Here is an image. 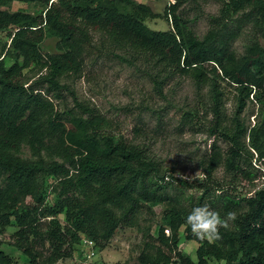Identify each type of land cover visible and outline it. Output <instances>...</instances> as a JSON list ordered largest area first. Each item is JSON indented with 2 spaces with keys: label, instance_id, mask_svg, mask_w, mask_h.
I'll use <instances>...</instances> for the list:
<instances>
[{
  "label": "trees",
  "instance_id": "1",
  "mask_svg": "<svg viewBox=\"0 0 264 264\" xmlns=\"http://www.w3.org/2000/svg\"><path fill=\"white\" fill-rule=\"evenodd\" d=\"M15 1L27 0H0V31L9 39L0 46V231L14 228L12 245L27 263L56 264L83 238L107 242L136 225L144 208L166 205L156 231L143 233L135 264H264V0H217L215 14L197 10L198 0H168L167 30L150 28L146 19L160 15L134 0H40L38 14L1 8ZM202 16L207 28L199 36ZM47 33L61 52H42ZM106 61L133 68L166 102L167 89L189 79L196 103L126 104L109 117L74 89ZM32 68L40 74L29 83L24 70ZM224 84L236 90L230 115ZM248 103L257 108L252 125L243 119ZM169 108L179 131L199 126L213 137L197 157L199 176H174L153 153ZM23 146L34 159L20 156ZM49 177L57 180L52 200ZM204 205L222 219L235 213L211 240L187 223ZM181 227L198 243L196 261L179 249ZM0 264H13L2 250Z\"/></svg>",
  "mask_w": 264,
  "mask_h": 264
},
{
  "label": "rangeland",
  "instance_id": "2",
  "mask_svg": "<svg viewBox=\"0 0 264 264\" xmlns=\"http://www.w3.org/2000/svg\"><path fill=\"white\" fill-rule=\"evenodd\" d=\"M137 3L148 5L152 12L157 13L160 17L146 19L145 23L152 29L167 30L171 27L170 18L163 16L165 6L168 0H134ZM10 11L24 10L32 14H38L44 10L43 2L40 0L15 1L9 6L1 7ZM197 10L206 14H215L219 8L217 0H198ZM192 12V14H194ZM207 28L205 18L202 16L195 25L196 33L201 36ZM8 30L0 31V46L4 42L8 44ZM58 39L55 36L46 34L44 41L41 44L43 53L56 54L62 51L58 46ZM245 39L243 37L236 40L234 47L238 53L243 50ZM3 54H0L2 58ZM5 63L9 65L12 60L8 57L4 58ZM25 77L28 82L37 79L40 74L36 68L25 69ZM74 89L81 100H85L99 108L109 117L115 115V106L129 104L148 105L156 108L165 106L172 108L176 107H192L196 103L193 87L189 79L180 81V84H173L167 89L168 102L160 100L153 93L151 83L133 68H129L116 61L99 62L95 68L86 76L77 80L74 84ZM225 92V108L227 114L230 115L236 106V90L234 86L224 84ZM59 109H63L64 105L55 101ZM67 106L72 105L70 99L67 100ZM169 108V109H170ZM256 106L248 103L243 112V119L246 124L252 125L255 122ZM169 117L165 118V128L154 139L152 145L153 153L167 167L169 172L174 176H182L192 178L199 176L200 171L197 168V157L202 154L211 144L213 137L199 126L185 128L179 131L176 128L177 120L174 116L173 109L169 110ZM148 122V128L155 126V119L150 117L148 112L144 114ZM123 118V117H122ZM130 121H124L120 125L121 130L127 133L130 127ZM223 146V144H222ZM20 156L26 159H34L29 149L26 146L21 148ZM56 178L49 177L46 180L47 194L51 200L54 195L51 193V188L56 182ZM264 185L262 178L258 182V186ZM246 191V190H244ZM166 205L153 206L150 209H145L138 214L137 223L130 227H120L114 236L107 242L95 243L90 247L83 238L79 245L73 250L70 258L59 260L56 264H135L136 258L142 245V236L147 229L156 231L160 223L163 210ZM14 228L9 227L6 230L0 231V250L8 254L13 259V264H28V260L22 253L15 248L13 244L12 232ZM184 228L179 229V249L196 261L195 250L198 243L194 240H187L184 236ZM166 232V231H165ZM210 263L224 264L223 260L216 262L211 260Z\"/></svg>",
  "mask_w": 264,
  "mask_h": 264
},
{
  "label": "clouds",
  "instance_id": "3",
  "mask_svg": "<svg viewBox=\"0 0 264 264\" xmlns=\"http://www.w3.org/2000/svg\"><path fill=\"white\" fill-rule=\"evenodd\" d=\"M235 219V213L226 214V219H222L216 211L209 209L207 205L195 208L187 217V223L191 225L195 235L209 240L217 238L219 227H228V221Z\"/></svg>",
  "mask_w": 264,
  "mask_h": 264
},
{
  "label": "built area",
  "instance_id": "4",
  "mask_svg": "<svg viewBox=\"0 0 264 264\" xmlns=\"http://www.w3.org/2000/svg\"><path fill=\"white\" fill-rule=\"evenodd\" d=\"M86 243H88V245L91 247L93 245V241L92 240H85Z\"/></svg>",
  "mask_w": 264,
  "mask_h": 264
}]
</instances>
